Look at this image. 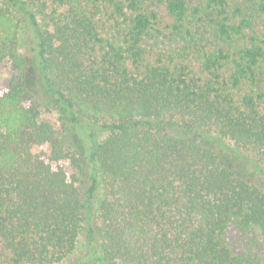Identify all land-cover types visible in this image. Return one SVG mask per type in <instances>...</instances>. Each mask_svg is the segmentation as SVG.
<instances>
[{
	"label": "trees",
	"instance_id": "1",
	"mask_svg": "<svg viewBox=\"0 0 264 264\" xmlns=\"http://www.w3.org/2000/svg\"><path fill=\"white\" fill-rule=\"evenodd\" d=\"M0 67V264H254L230 227L264 253V185L203 146L264 180V0H0Z\"/></svg>",
	"mask_w": 264,
	"mask_h": 264
},
{
	"label": "rangeland",
	"instance_id": "2",
	"mask_svg": "<svg viewBox=\"0 0 264 264\" xmlns=\"http://www.w3.org/2000/svg\"><path fill=\"white\" fill-rule=\"evenodd\" d=\"M27 37L29 38V41L27 42L28 48L26 51H24V54L27 58H30L31 57L30 49L32 47V43L29 34L27 35ZM9 78L10 77L7 70L0 67V88H2L4 85L7 84ZM28 81H29L30 90L36 95V98L38 100L44 99L43 93L41 92V88L39 87L38 79L35 75L34 70L31 68L30 71L28 72ZM42 111L45 119L48 120L52 125H54V127L57 130L61 131L62 121L60 120L59 116L56 113H53L44 108ZM103 135L104 134L100 133V135H98L99 139H101ZM65 137L67 141L70 144H72V146L76 150H78L80 156L83 158L85 156V146L79 140L77 135H75L73 132L70 131L69 133H66ZM223 144L229 149L228 150L222 149L219 146V143L215 140V138H213L212 135L206 137L203 140V146L208 149L216 151L219 162L223 166L230 169L235 174V176L256 185H261V186L264 185V180L260 179L257 175H255L252 165L249 162V158L246 155V153L243 150L239 149L238 150L239 155H237L236 153L230 151L234 147L231 143L225 141ZM65 170L69 177H71V175L74 174V169L72 166H70L69 163L65 165ZM225 236L229 246L231 247V249L235 254L246 255L250 253L251 257L256 260L254 264H264V253H258L253 246H250L247 242V237H245V235H243L239 230L230 227L226 231Z\"/></svg>",
	"mask_w": 264,
	"mask_h": 264
}]
</instances>
